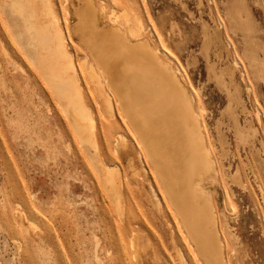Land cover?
Segmentation results:
<instances>
[{
    "label": "rangeland",
    "instance_id": "1",
    "mask_svg": "<svg viewBox=\"0 0 264 264\" xmlns=\"http://www.w3.org/2000/svg\"><path fill=\"white\" fill-rule=\"evenodd\" d=\"M49 1L77 68L82 104L92 113L96 148L79 142L54 91L15 41L16 26L0 9V264H182L181 258L196 264L114 96L108 113L102 93L80 69L87 55L74 33L80 4ZM93 2L100 29L105 31L114 15L126 16L132 27L136 20L143 38L180 70L212 152L216 180L204 191L226 262L264 264V81L255 77L259 68L263 73L264 55L258 52L257 65L244 30L228 21L234 13L225 18L230 0ZM244 4L264 45V0ZM217 28L219 42L205 57L204 38ZM233 62L244 106V112L236 111L238 125L255 132L250 144L237 141L226 116L225 87L208 69Z\"/></svg>",
    "mask_w": 264,
    "mask_h": 264
},
{
    "label": "bare ground",
    "instance_id": "2",
    "mask_svg": "<svg viewBox=\"0 0 264 264\" xmlns=\"http://www.w3.org/2000/svg\"><path fill=\"white\" fill-rule=\"evenodd\" d=\"M50 5L49 0H0V9L9 18L10 26H16L12 30L15 41L54 91L79 142L94 150L93 128L89 125L92 113L89 114L82 104L76 80L77 68L66 51L59 20ZM80 7L74 33L87 52L84 60L79 62L80 69L102 93L108 113L112 110L110 97L114 96L122 118L152 165L155 179L172 209L178 229L183 231L194 251V262L227 264L214 209L204 191L206 183L216 180L212 178L216 172L212 152L201 131L191 96L181 82L180 70L165 53L148 42L149 39L143 38L145 30L136 20L132 27L126 16L114 15L103 31L98 26L97 15L92 16L94 8L91 2L81 0ZM230 11L235 16L234 21L228 19L229 23L234 22L244 30L247 43L252 46L255 63L259 65L262 60L257 54L262 52L264 55V45L256 39L257 33L246 12L244 0H230L225 18ZM109 14L111 16L112 13ZM85 26L87 29H80ZM205 31L209 33L207 28ZM218 34L217 28L204 38L205 54H202L205 57L218 44ZM219 54H215L218 59ZM235 65L233 62L219 71L214 65L208 69L215 80L225 87L229 101L226 116L234 127L237 141L250 144L255 132L249 131L248 127H240L236 115L238 109L244 112V106L234 77ZM255 77L264 81V70L262 73L259 68ZM93 120L91 125L94 126ZM117 138L120 140L123 137L118 135ZM181 261L186 264L184 258Z\"/></svg>",
    "mask_w": 264,
    "mask_h": 264
},
{
    "label": "crops",
    "instance_id": "3",
    "mask_svg": "<svg viewBox=\"0 0 264 264\" xmlns=\"http://www.w3.org/2000/svg\"><path fill=\"white\" fill-rule=\"evenodd\" d=\"M78 1V3H77V5H79L80 4V2H81V0H77ZM88 1H90L91 2V4L93 5V8H94V13H92V16H95V15H97V18H98V20H99V15H98V11L96 10V6H95V4H94V2L92 1V0H88ZM74 0H68V3H70L71 5L72 4H74ZM76 5V4H75ZM79 10H81V7H80V5L78 6V8L77 9H75V11H74V16H75V19L77 20V14L79 13ZM80 29H87V27L85 26V27H83V28H80ZM74 30H75V28H74ZM215 229H216V226H215Z\"/></svg>",
    "mask_w": 264,
    "mask_h": 264
}]
</instances>
